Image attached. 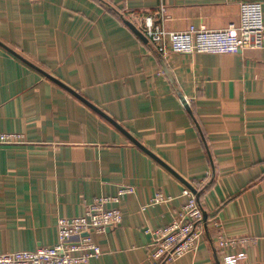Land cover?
Segmentation results:
<instances>
[{
    "label": "crops",
    "instance_id": "obj_1",
    "mask_svg": "<svg viewBox=\"0 0 264 264\" xmlns=\"http://www.w3.org/2000/svg\"><path fill=\"white\" fill-rule=\"evenodd\" d=\"M245 2L264 25V0H0V134L25 141L0 145V254L52 247L58 219L117 197L121 222L90 235L88 264H153L146 231L172 222L187 183L204 235L165 264H264V42L162 57L124 25L218 31ZM157 193L170 200L150 205ZM219 234L251 242L221 252Z\"/></svg>",
    "mask_w": 264,
    "mask_h": 264
},
{
    "label": "built area",
    "instance_id": "obj_2",
    "mask_svg": "<svg viewBox=\"0 0 264 264\" xmlns=\"http://www.w3.org/2000/svg\"><path fill=\"white\" fill-rule=\"evenodd\" d=\"M239 22L229 24L218 31L189 27L182 32H166L156 20L144 17L142 33L155 48L159 56L167 54H236L244 50H255L264 42V25L261 5L245 2L239 6ZM24 137L17 134H0V144H24ZM203 182L197 186L201 187ZM131 189H122L120 196ZM181 196L185 203L172 222L153 232L150 259L153 264H165L197 250L204 235L205 221L197 196L184 188ZM170 199L157 193L150 205L164 204ZM117 197H99L85 210L84 214L71 219H58L57 242L52 247H41L34 251H13L0 254V264H88L91 259L101 255L100 248L92 242V233L101 234L106 229L116 227L121 222L117 208ZM251 239L226 238L218 235L216 247L223 252L237 245H246ZM234 255L223 258L224 264H236Z\"/></svg>",
    "mask_w": 264,
    "mask_h": 264
},
{
    "label": "water",
    "instance_id": "obj_3",
    "mask_svg": "<svg viewBox=\"0 0 264 264\" xmlns=\"http://www.w3.org/2000/svg\"><path fill=\"white\" fill-rule=\"evenodd\" d=\"M124 25L143 43H147V39L145 38V36L143 35V33L137 29L132 23H130L129 21H124ZM68 90V89H67ZM74 96H76L78 99H80V101L84 102L90 109H92L94 112H96L98 115H100L104 120H106L108 123H110L111 125H113L116 129H118L123 135H125L126 137H128L129 139L130 136L123 130L121 129L120 126H118L114 121H112L111 119H109L107 116H105L104 114H102L100 111H98L96 108H94L92 105H90L89 103H86L83 99H81L80 97H78L76 94L73 93ZM133 141V143L135 145H137L138 147H140L141 149H143V147H141V145H139L135 140L131 139ZM144 150V149H143ZM145 151V150H144ZM186 188L189 189L191 192L196 194V191L193 189L192 186H190L187 183H184Z\"/></svg>",
    "mask_w": 264,
    "mask_h": 264
},
{
    "label": "rangeland",
    "instance_id": "obj_4",
    "mask_svg": "<svg viewBox=\"0 0 264 264\" xmlns=\"http://www.w3.org/2000/svg\"><path fill=\"white\" fill-rule=\"evenodd\" d=\"M17 135H21V134H17ZM22 136V135H21ZM0 145H15V144H0ZM19 145H21V144H19ZM193 189L195 190V187H193ZM185 203V199H184V202H183V204ZM154 230H152L151 232H153ZM149 236H150V240H151V243H152V237H151V235L149 234ZM150 243V244H151ZM150 251H151V248H150Z\"/></svg>",
    "mask_w": 264,
    "mask_h": 264
},
{
    "label": "trees",
    "instance_id": "obj_5",
    "mask_svg": "<svg viewBox=\"0 0 264 264\" xmlns=\"http://www.w3.org/2000/svg\"><path fill=\"white\" fill-rule=\"evenodd\" d=\"M148 41V40H147ZM154 51H155V48H154ZM156 52V51H155ZM157 53V52H156Z\"/></svg>",
    "mask_w": 264,
    "mask_h": 264
}]
</instances>
